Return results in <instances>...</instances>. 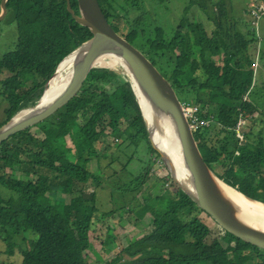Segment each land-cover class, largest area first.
Wrapping results in <instances>:
<instances>
[{"label": "trees", "instance_id": "16d2710c", "mask_svg": "<svg viewBox=\"0 0 264 264\" xmlns=\"http://www.w3.org/2000/svg\"><path fill=\"white\" fill-rule=\"evenodd\" d=\"M72 3L79 14L78 1ZM99 3L114 30L154 62L179 96L190 97L182 102L202 108L209 127L197 130L195 137L210 169L264 202L263 129L256 131L258 121L250 112L254 104L248 101L256 91L254 64L259 59L264 67L260 32L264 16L257 28L253 7L239 15L228 0H190L182 16L167 28L163 23L148 26L142 25L140 17L133 19L136 0ZM8 7L6 21L15 24L16 40L13 49L0 56V75L9 74L2 81L8 107L0 127L39 104L64 60L93 38L86 26L75 21L67 0H9ZM194 8L205 17L191 19ZM247 74L244 88L234 89L235 82ZM243 119L249 127L255 124L244 143L237 132ZM36 127L43 137L31 128L0 146V240L8 244L7 254L18 264L19 256L22 264H90V231L93 213L99 211V195L96 191L88 195L84 186L91 181L100 184L90 168L94 158L100 162L97 143L111 133L123 139L125 148H136L126 169L138 153L144 154L140 161L145 166L151 158L162 162L150 141L137 87L123 66L96 68L73 103ZM76 128L82 140L76 139ZM68 136L75 148L68 147ZM145 182L141 175L126 184L123 193L137 191ZM89 202L92 210L86 213ZM139 202L137 214L142 219L151 216L153 230L125 249L131 260L124 264H264V251L226 231L223 240L231 247L219 251L216 243L209 245L210 228L199 218L203 210L180 187L145 193ZM27 241L29 248L23 249L21 243ZM123 258L120 253L110 264Z\"/></svg>", "mask_w": 264, "mask_h": 264}, {"label": "rangeland", "instance_id": "374dc122", "mask_svg": "<svg viewBox=\"0 0 264 264\" xmlns=\"http://www.w3.org/2000/svg\"><path fill=\"white\" fill-rule=\"evenodd\" d=\"M136 1H138L139 11L133 10L132 8V18L140 17L142 18V25L148 24V26H155L156 24L162 23L167 26L172 22L175 23L177 18L179 19L180 16H182L185 6L190 2V0ZM228 1L230 7L239 15L246 14V9L256 6L257 2H261L258 0ZM119 2L123 3V0H119ZM201 14L205 17V15L197 8H194L190 12V17L191 19L201 20ZM6 20L0 23L1 57L13 49L12 43L16 40V26L15 24L7 23ZM114 21L115 23L118 22L117 20ZM123 29L124 31H128L129 26L124 24ZM260 32L264 34V18L261 19ZM119 68L120 65L114 66L111 69L118 70ZM72 71L73 66H70L63 76H67L72 73ZM255 71L256 91L254 93V98L250 97L248 101L254 104V106L251 107L250 112L258 121L257 125L259 127H256V131H259L260 128L263 129L264 136V67L262 64H260ZM8 75V73L0 75V126L6 119L5 110L8 107V104L2 95V81L7 78ZM53 79L57 80L55 77ZM247 80L248 74L240 80V83L235 82L236 86L234 89L238 90L244 88ZM179 97L183 102L190 99V97L183 94ZM253 126H255V124L251 123L250 127H247L246 132H249ZM32 132L37 136H44L40 127L32 128ZM74 133L76 139H83V135L78 131V128H76ZM65 141L67 142L68 147L75 148L74 139L71 136H68ZM122 143L123 139L117 140V138L111 133L97 143L96 149L100 156V162L98 159L94 158L91 162L90 168L98 177V182H100V184L91 181L84 186V190L88 195L93 191H96L99 195L97 201L99 211L93 213L92 227L90 231V264H110L120 253L124 254V258L118 264H124L131 260L130 256L125 253V249L153 230L152 217L148 215L145 219H142L141 216L137 214L140 205L139 199L145 193L155 194L165 188L177 189L179 187L178 183L172 177L170 169L163 160L160 162L155 158H151L152 163H150V165H143L140 161V155L144 156L143 153H138L134 157V161L128 169H126L125 165L129 163L130 157L135 154L134 152L136 148H133L132 146L125 148ZM72 159L76 160V156L73 155ZM141 175L142 178L145 177L146 181L141 188L137 191H127L123 193V187ZM18 176L37 180V177L34 176L23 177L21 173H18ZM55 178L56 180L59 179L58 176H55ZM63 197L70 198L69 195H64ZM60 201L61 200H59V202ZM92 205L93 203L91 202L86 203L84 212L91 213ZM199 218H201V220L210 228L211 235L207 241L209 245L216 243L219 251L231 247V244L229 245L228 242L223 240L225 237V230L213 218L208 216L205 212L199 213ZM31 236L36 237L34 234ZM7 245L8 244L5 241L0 240V264H11V262L17 263L18 260L16 258H12L7 254ZM21 247L23 249L29 248V241L21 243ZM19 258L20 264H22V256H19ZM255 264L261 263L260 261H257Z\"/></svg>", "mask_w": 264, "mask_h": 264}, {"label": "water", "instance_id": "95a60500", "mask_svg": "<svg viewBox=\"0 0 264 264\" xmlns=\"http://www.w3.org/2000/svg\"><path fill=\"white\" fill-rule=\"evenodd\" d=\"M67 1L68 9L74 16L75 21L86 26L91 31L93 38L81 45L68 57L70 58L75 53H78V57L74 61L72 79L65 92L52 104L42 106L44 96L51 85L50 82L39 104L31 109L19 112L8 123L0 127V146L18 133L34 128L64 110L83 91L94 69L109 68L99 65L101 58L107 55L117 56L124 61L125 67L130 72L137 87L138 93V82H140L149 96L154 99L156 106L168 124L171 125L178 138L192 179V187H188L187 184L182 183L181 180L173 175L162 153L153 147L160 153L162 160L170 169L172 177L179 187L226 232L245 244L264 251V231L245 220L236 210L230 198L225 194L220 184L221 179L210 169L204 159L202 150H200L201 147H199L196 140L195 132L187 120L184 104L170 81L139 47L114 30L112 24L106 18L99 0H77L79 14L75 12L72 0ZM8 3L9 0H2L0 23L4 22L8 17ZM63 63L60 65V68ZM60 68L55 77L58 75ZM142 115L144 117L143 111ZM146 126L151 141L147 123ZM246 196L256 203L264 205V202L248 195Z\"/></svg>", "mask_w": 264, "mask_h": 264}, {"label": "bare ground", "instance_id": "6f19581e", "mask_svg": "<svg viewBox=\"0 0 264 264\" xmlns=\"http://www.w3.org/2000/svg\"><path fill=\"white\" fill-rule=\"evenodd\" d=\"M77 57L78 53H75L63 63L58 75L55 77L57 80L53 79L49 90L44 96L42 106L52 104L65 92L71 82L73 71L67 76L63 75L70 66L74 67V61ZM99 65L109 68L120 65L127 70L124 61L114 55H107L101 58ZM138 85L140 104L145 121L150 130L153 146L162 153L173 175L181 180L182 183L187 184L188 187H192V179L186 166L183 150L181 149L173 128L168 124L167 120L156 106L154 99L149 96L143 85L140 82H138ZM220 184L239 214L243 216L245 220L264 231V205L256 203L248 198L243 192L231 186L223 179L220 180Z\"/></svg>", "mask_w": 264, "mask_h": 264}, {"label": "built area", "instance_id": "2783aa9c", "mask_svg": "<svg viewBox=\"0 0 264 264\" xmlns=\"http://www.w3.org/2000/svg\"><path fill=\"white\" fill-rule=\"evenodd\" d=\"M252 16L254 17L253 24L259 28L260 19L264 16V3L255 6L252 9ZM260 66L259 60L254 64V68L257 69ZM184 110L192 129L194 132L202 129L203 127H209V122L206 121L203 110L199 105L184 104ZM249 126L247 119H243L238 128V137L242 143L246 141V129Z\"/></svg>", "mask_w": 264, "mask_h": 264}, {"label": "clouds", "instance_id": "9594fccd", "mask_svg": "<svg viewBox=\"0 0 264 264\" xmlns=\"http://www.w3.org/2000/svg\"><path fill=\"white\" fill-rule=\"evenodd\" d=\"M261 4H262V3H261ZM257 5H259V4L257 3ZM257 5H256V6H257ZM254 7H255V6H253V8H254ZM253 20H254V17H253ZM258 60H259V59H258ZM259 63H260V62H259ZM183 104H184V103H183Z\"/></svg>", "mask_w": 264, "mask_h": 264}, {"label": "crops", "instance_id": "0c3cea01", "mask_svg": "<svg viewBox=\"0 0 264 264\" xmlns=\"http://www.w3.org/2000/svg\"><path fill=\"white\" fill-rule=\"evenodd\" d=\"M258 3V2H257ZM261 3H263V2H261ZM261 3H258V4H261Z\"/></svg>", "mask_w": 264, "mask_h": 264}]
</instances>
